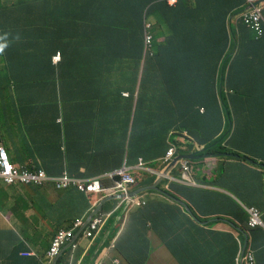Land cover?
I'll return each mask as SVG.
<instances>
[{
	"label": "trees",
	"instance_id": "trees-1",
	"mask_svg": "<svg viewBox=\"0 0 264 264\" xmlns=\"http://www.w3.org/2000/svg\"><path fill=\"white\" fill-rule=\"evenodd\" d=\"M56 1L62 8L58 26L49 21L48 13L37 21L38 28L56 41L27 42L20 63L17 51H8L15 46L9 31L0 28V47L10 59L11 80L20 92L31 93L33 100L45 96L51 105L57 101L63 107V127L55 120L34 123V130L41 134L34 150L55 149L51 162L58 164L57 173L65 170V163L75 171L85 165V176H92L118 170L125 160L131 165L138 158L161 157L182 129L191 131L205 147V155L236 153L264 162V115L258 117L264 110V77L259 66L263 63L258 56L264 39L241 21L235 29H228L229 17L242 9L244 0H180L175 7L163 0ZM19 9L28 12L18 6L8 8L4 12L11 15L5 14L3 24L0 14V27L16 30L18 24L13 20ZM125 15L127 23L122 25ZM144 17L153 23L155 41L147 51ZM170 27L168 35L164 30ZM162 35L166 36L163 42ZM28 36L35 37L34 29ZM57 52L62 60L54 65L52 57ZM102 96H107V102L102 103ZM7 116L2 114L6 120ZM261 130L252 143L245 144V135ZM229 160L234 165L231 176L227 168L222 169L215 175L216 182L228 181L227 188L246 207L257 209L264 224V176L247 162H234L241 158ZM243 170L250 174L247 190L239 179ZM202 213L198 206L195 215L200 221L208 218ZM233 218L235 227L249 234L257 264H264V228L250 229V216L244 209ZM184 220L187 227L178 234L153 225L179 264H235L239 244L231 233L208 230L191 218ZM239 240L244 242L243 235ZM214 243L218 255L199 249ZM225 255L228 258L223 263Z\"/></svg>",
	"mask_w": 264,
	"mask_h": 264
},
{
	"label": "clouds",
	"instance_id": "clouds-1",
	"mask_svg": "<svg viewBox=\"0 0 264 264\" xmlns=\"http://www.w3.org/2000/svg\"><path fill=\"white\" fill-rule=\"evenodd\" d=\"M0 0V14L1 22L6 21L4 11L12 7L14 9L21 8L22 10L28 11L27 13L22 12L19 9V15L13 21H16L18 27L16 30H11L5 27H0L9 31L11 35V44L15 45L9 48V42L7 44V50L12 52L17 51L16 59L21 63L25 59V52L27 49V42L34 40H44V41H56L53 39L49 33L43 29H39L37 26V21L39 16L48 13V19L51 23L58 26V11L62 10L61 5L56 0H29L28 3H22L28 0H14L11 4H2ZM169 7H175L180 0H163ZM257 7L262 10V15L264 18V0H253ZM33 7L30 8V5ZM249 9V4L247 0H244V5L239 12H236L228 21V29H235L239 22L241 21L246 26L251 28L258 35L259 38L264 39V22L261 25V31L249 23H246L243 14ZM63 19V17H61ZM149 19H144L145 25V51L152 48L154 36L151 33L153 28V23L148 21ZM31 22V23H30ZM127 23V17L125 15L122 25ZM34 29L35 37L31 38L28 36V31ZM61 30V34L63 29ZM172 28L164 30L170 34ZM13 36V38H12ZM165 35L160 36L161 41L165 40ZM150 38V44H147V39ZM4 48L0 47V98L3 100L5 97L16 96L17 98L23 96L27 99H32V94H27L26 91L20 92L18 88L13 84L11 80L12 74L8 63L10 59L8 55L3 52ZM32 51V49H31ZM263 50H260L258 56L261 57L263 65L260 66L262 76L264 77V58L262 56ZM151 54V52H150ZM59 57V60L55 61V58ZM229 56L225 59V61ZM62 60L60 52H57L52 57V62L54 65L59 64ZM224 61V63H225ZM262 68V69H261ZM256 70L253 69V72ZM10 89V90H9ZM222 93H224L223 88H221ZM233 92V91H232ZM221 93V94H222ZM124 97H128L127 93L123 94ZM1 101V100H0ZM2 104V103H1ZM3 105V104H2ZM24 107H45V108H55L53 113L54 118H49L47 121L55 120L57 125L64 126L65 122L63 120V107L61 105H41L37 104H23ZM5 105H3L4 114ZM205 112V109H200ZM52 112V111H51ZM4 117H0V122ZM260 132L251 136L249 144L254 141V139L260 135ZM230 131L221 138L224 139L225 136L229 135ZM41 137L40 132L33 130L31 136L24 137L25 141V156L15 155L11 153L10 145L1 139L0 135V171L2 175L0 176V182L9 189H31L35 191H40V195L49 196L48 205L52 208L57 207L60 204H66V199L69 197L72 191H77L79 194L84 196V200L87 201V209L82 217V219L73 221L68 227L64 229H56V232L49 236V241L47 247H41L37 250H32L27 248L25 251L20 253L10 252V249L0 256V264H5L9 257H19V262L17 264H86L85 255L89 249L94 245L97 237L99 236L103 227L116 218V210L122 208L123 210L140 209L143 214H155L156 216H147L143 221L136 224V229L133 231L128 230V223L125 225L123 232L132 237H144L146 242V247L148 251V261L146 264H179L175 256L170 251L167 243L161 239V237L154 231L153 225L156 224L158 229L162 230H172L176 234L184 232L187 226L184 225L185 218H191L196 224L204 227L208 230L231 233L234 238H236L239 244V252L235 259V264H257L255 252L251 247V239L249 234L240 226L235 227L232 223L234 220L233 215L240 212L238 210L240 205L250 216L248 227L250 229L256 227H263V221L260 218L259 212L254 207L248 208L246 205L238 198V196L228 188H224L218 185H214L216 182V174H213L210 178L209 176H204L205 183H200L197 180L198 168L196 167L197 162L205 159H218V160H228L232 159H242L236 160L235 162H247L250 168L255 170V172L264 176V162L256 160L247 155H240L236 153H218L217 155L207 154L205 155L204 148L201 147L199 142L194 136H192L191 131L188 129H182L179 134L175 135L176 142L172 144L165 155L157 157L154 155L152 158L144 160L143 158H138L135 164L127 165L126 160L120 169L114 171H107L102 175L98 176H85V171L72 170L71 167L65 163V170L61 173L46 169L40 158L35 153H31L29 148L26 146L30 144L35 148V141ZM8 145V147L6 146ZM203 151V152H202ZM202 152V153H201ZM230 155V156H229ZM233 155V156H232ZM182 156H197L200 157L198 160H191L187 158H180ZM238 156V157H234ZM169 171L164 173L166 169L174 163ZM49 160V163L53 164ZM5 161L11 169L6 172L5 168L1 163ZM24 161H26L24 163ZM253 161V163L251 162ZM231 162V161H230ZM69 166V167H68ZM221 172V171H220ZM82 173L83 176H79ZM219 173V172H218ZM217 173V174H218ZM117 175L118 179L114 178ZM242 175H244L245 180H243ZM249 172H243L239 175V179L242 182H246L249 188L248 178ZM235 176V174L233 175ZM97 182V188L94 190H87L88 185H92ZM80 185L84 186V190L79 188ZM153 189H145L140 192L135 193L137 190L142 188H148L153 186ZM220 189L230 198L235 204V208L231 214H212V215H202L208 217L204 221H200L195 215V211L198 206L201 208L210 204L206 196L215 189ZM156 195L160 198L159 201L148 202L146 197ZM117 200L119 205L108 211L103 212V205L109 201ZM162 207H171L170 210L163 209ZM193 208V209H192ZM237 211L235 213V209ZM252 211L257 213V223H253ZM49 216V215H46ZM226 221L232 227V232L220 231L213 229L211 224L219 221ZM174 223H177L173 226ZM123 226V222L120 223ZM7 228V227H6ZM243 235L244 242L239 240V237ZM216 238V237H215ZM24 245L28 246L27 242H23ZM208 249L209 252L213 251L214 254L218 255L217 245L211 244L210 248L205 245L199 246V249ZM78 250L82 251L76 260H74V253ZM114 250L113 246L106 249ZM232 253V252H231ZM227 255L222 257L223 263H226ZM84 259V262H83ZM106 257L103 254L102 258L97 256H92L90 264H105ZM111 264H118L117 261H112Z\"/></svg>",
	"mask_w": 264,
	"mask_h": 264
},
{
	"label": "crops",
	"instance_id": "crops-1",
	"mask_svg": "<svg viewBox=\"0 0 264 264\" xmlns=\"http://www.w3.org/2000/svg\"><path fill=\"white\" fill-rule=\"evenodd\" d=\"M14 0H2V4H11ZM4 24L5 21H2ZM264 58V52L262 53ZM253 68V67H252ZM254 69V68H253ZM262 69V68H261ZM1 103L6 106L4 113H7V120L3 118L0 122V135L1 139L10 145L11 153L15 155L25 156V141L24 137L31 136L32 131L35 129L34 123L38 121H44L47 124L49 118H54V108L45 107H24L23 104H37L51 105L50 100L43 96L40 99H27L23 96L20 98L16 96L5 97L3 100L0 98ZM57 101L54 102V106ZM52 111V112H51ZM264 115V110L258 112V117ZM8 123L10 126H8ZM57 132L59 128L57 127ZM242 135L243 131H242ZM247 144L251 138L245 135ZM34 151L35 155L40 154L42 164L46 169L57 171V163H49L51 154L55 152L49 150H40V152L34 150L30 144L26 145ZM236 160H234L235 162ZM26 161H24L25 163ZM85 158L80 160L83 164ZM133 162V164H135ZM231 162L224 159H205L197 162L198 168L197 180L200 183H205L204 176L212 177L213 174H217L222 169H228V175L231 176L230 171L233 166H230ZM72 169V168H71ZM73 170V169H72ZM80 171H85V165L79 166ZM107 172V171H106ZM105 172L94 174L91 177L102 175ZM79 176H83L79 174ZM245 180L244 175H242ZM214 185L226 187L228 181L224 180L219 182H213ZM244 189L247 190L248 185L243 182ZM18 191V192H17ZM40 191L29 189H9L6 188L0 182V256L10 249V252L20 253L27 248L37 250L41 247H47L49 236L56 232V229H64L68 227L73 221L82 219L86 209L87 201L84 200V196L77 191H72L70 196L66 199V204L57 205V207H50L48 205L49 196L40 195ZM220 189L208 194L206 197L211 200L210 204L202 207V215L212 214H231L235 208L234 202L229 197L223 194ZM148 202L159 201L160 198L156 195L146 197ZM51 200V199H50ZM119 205L117 200H112L103 205L102 211L108 212ZM241 207H244L240 205ZM238 210L242 209L241 207ZM235 209V213L237 211ZM116 218L107 223L101 230L94 245L89 249L85 255L86 264H90L92 256L99 258L106 257L105 264H111L112 261H117L118 264H146L148 261V251L144 237H132L123 232L125 225L127 224L128 230L133 231L136 229V224L143 221L147 216H156L155 214H143L140 209L123 210L119 208L116 210ZM239 213V212H238ZM49 215V216H46ZM123 222V226L120 223ZM213 229L220 231L232 232L233 227L226 221L214 222L211 224ZM7 227V228H6ZM27 242L28 246L23 242ZM110 246L115 247L114 250L107 251ZM82 251L78 250L74 253V260H76ZM19 257H9L5 264H17ZM84 262V259H83ZM150 264H152L150 262ZM169 264V263H168Z\"/></svg>",
	"mask_w": 264,
	"mask_h": 264
},
{
	"label": "built area",
	"instance_id": "built-area-1",
	"mask_svg": "<svg viewBox=\"0 0 264 264\" xmlns=\"http://www.w3.org/2000/svg\"><path fill=\"white\" fill-rule=\"evenodd\" d=\"M174 1V0H172ZM248 4H249V9L246 11V13L243 14L244 20L246 23H249L253 26V28H257V30L261 31V25L264 22V18L262 15V10L256 6V4L253 2V0H247ZM147 44H150V38L147 39ZM59 60V57L55 58V61ZM1 165L5 168L6 172H8L11 167L8 166V164L3 161L1 163ZM2 175V172L0 171V176ZM98 183L95 182L92 185H88L87 190H94L97 188ZM79 188L81 190H84V186L80 185ZM251 214L253 217V223H257V213L256 211H252L251 210Z\"/></svg>",
	"mask_w": 264,
	"mask_h": 264
},
{
	"label": "bare ground",
	"instance_id": "bare-ground-1",
	"mask_svg": "<svg viewBox=\"0 0 264 264\" xmlns=\"http://www.w3.org/2000/svg\"><path fill=\"white\" fill-rule=\"evenodd\" d=\"M160 1H161V0H160ZM163 2H164V1H163ZM144 19H145V17H144ZM146 19H147V18H146ZM143 24H144V23H143ZM142 31L144 32L143 28H142ZM152 32H153V31H152ZM144 33H145V32H144ZM144 38H145V37H144ZM154 42H155V41H154ZM153 45H154V44H153ZM143 47H144V46H143ZM154 48H156V47H154ZM153 51H154V50H153ZM143 52H144V51H143ZM143 54H144V53H143ZM147 54H148V53H147ZM154 54H155V53H154ZM145 56H146V55H145ZM153 56H154V55H153ZM150 57H151V55H150ZM144 62H145V61H144ZM142 68H143V67H142ZM175 72H176V70H175ZM223 86H224V85H223ZM119 88H120V87H119ZM119 88H118V89H119ZM121 89H122V88H121ZM223 89H224V88H223ZM125 90H126V89H125ZM128 91H129V90H128ZM124 92H126V91H124ZM132 92H133V91H132ZM134 92H135V91H134ZM134 92H133V93H134ZM119 93H120V92H119ZM136 93H137V92H136ZM137 94H138V93H137ZM120 95H121V94H120ZM134 96H135V95H134ZM102 97H103V96H102ZM102 97H101V99H102ZM105 97H107V96H105ZM105 97H103V100H104ZM112 98H114V97H112ZM129 98H130V97H129ZM96 99L98 100L99 98H96ZM123 99H124V98H123ZM94 100H95V99H94ZM103 100H102V103H103V102L105 103V101L107 102V100H104V101H103ZM112 100H113V99H112ZM128 100H129V99L127 98V101H128ZM136 100H137V99H136ZM92 101H93V100H92ZM95 101H96V100H95ZM95 101H93V102H95ZM98 101H99V100H98ZM127 101H126V99H125V101L123 100V102H127ZM134 101H135V99H134ZM100 102H101V101H100ZM109 102H110V101H109ZM111 102H114V101H111ZM91 103H92V102H91ZM97 103H98V102H97ZM97 103H96V105H97ZM102 103H101V105H102ZM107 104H108V103H107ZM107 104H106V105H107ZM111 104H112V103H111ZM122 104H123V103H122ZM88 105H89V104H88ZM114 105H115V102H114ZM102 106H105V104L102 105ZM102 106H101L100 109H102ZM119 106H120V105H119ZM107 107L110 108V109L108 108L109 110H112V111L114 110V109L111 108L110 106H107ZM107 107H106V108H107ZM112 107H113V106H112ZM117 107H118V106H117ZM120 107H121V106H120ZM96 108H97V107H96ZM96 108H95V109H96ZM98 108H99V107H98ZM100 109H99V110H100ZM108 109H107V110H108ZM89 110H90V109H89ZM92 110H93V109H92ZM99 110H98V111H99ZM107 110H106V111H107ZM109 110H108V111H109ZM118 110H119V109H118ZM104 111H105V110H104ZM101 112H102V111L97 112V113H100L99 116L102 115ZM116 112H117V111H116ZM95 113H96V112H95ZM102 113H103V112H102ZM105 113H106V112H105ZM110 113H111V112H110ZM117 113H118V112H117ZM112 114H113V113H111V115H112ZM97 116H98V115H97ZM103 116H104V115H103ZM111 118H112V117H111ZM117 120H118V119H117ZM117 120H116V121H117ZM118 121H119V120H118ZM118 124H121V123L118 122ZM118 126H119V125H118ZM118 129H120V127H119ZM122 130H123V129H122ZM122 132H123V131H122ZM120 133H121V131H120ZM86 171H87V170H86ZM85 173H86V172H85ZM87 175H88V174H87ZM17 192H18V191H17ZM114 248H115V247H114ZM114 261H115V260H114Z\"/></svg>",
	"mask_w": 264,
	"mask_h": 264
},
{
	"label": "water",
	"instance_id": "water-1",
	"mask_svg": "<svg viewBox=\"0 0 264 264\" xmlns=\"http://www.w3.org/2000/svg\"><path fill=\"white\" fill-rule=\"evenodd\" d=\"M221 93H222V90H221ZM232 156H233V155H232ZM234 157H238V156H234ZM180 158H187V159H191V160H198L200 157H197V156H182V157H180ZM180 158H177V159L174 161V163L171 164V165L166 169V171H165L164 173H166L167 171H169L170 168L175 164V162H176L178 159H180ZM251 162L253 163V161H251ZM262 166L264 167V165H262ZM153 188H154V185H153V186H150V187H148V188H142V189H139V190H137L135 193L140 192V191L145 190V189H153Z\"/></svg>",
	"mask_w": 264,
	"mask_h": 264
},
{
	"label": "rangeland",
	"instance_id": "rangeland-1",
	"mask_svg": "<svg viewBox=\"0 0 264 264\" xmlns=\"http://www.w3.org/2000/svg\"><path fill=\"white\" fill-rule=\"evenodd\" d=\"M236 34L239 36L240 34L238 33V31L236 30ZM3 114V105L1 104L0 101V117H2ZM8 147V145H6ZM10 147V146H9ZM222 153H226V152H222ZM230 156V155H229ZM227 159V158H226ZM29 191V189H27Z\"/></svg>",
	"mask_w": 264,
	"mask_h": 264
}]
</instances>
